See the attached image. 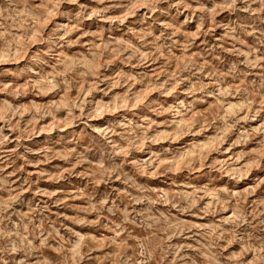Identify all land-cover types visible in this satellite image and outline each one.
Returning a JSON list of instances; mask_svg holds the SVG:
<instances>
[{"label":"rangeland","instance_id":"rangeland-1","mask_svg":"<svg viewBox=\"0 0 264 264\" xmlns=\"http://www.w3.org/2000/svg\"><path fill=\"white\" fill-rule=\"evenodd\" d=\"M0 264H264V0H0Z\"/></svg>","mask_w":264,"mask_h":264}]
</instances>
